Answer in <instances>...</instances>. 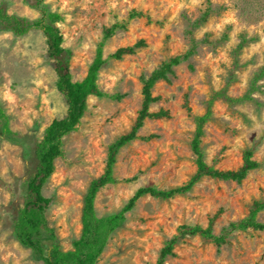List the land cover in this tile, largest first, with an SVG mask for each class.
Here are the masks:
<instances>
[{"label":"rangeland","instance_id":"rangeland-1","mask_svg":"<svg viewBox=\"0 0 264 264\" xmlns=\"http://www.w3.org/2000/svg\"><path fill=\"white\" fill-rule=\"evenodd\" d=\"M44 4L61 15L55 24L73 80L84 75L103 27L124 19L131 9L150 18L130 19L105 41L103 56L139 39L144 46L118 59L106 58L97 84L108 94L122 96H87L85 110L76 127L62 137L61 153L42 187L49 199L47 224L65 250L79 234L82 197L88 182L102 171L106 146L126 132L135 117L139 75L185 50L184 30L204 0H44ZM210 7L206 21L193 31L203 39L195 52L173 67L167 81L152 87L158 99L149 110L164 109L167 116L145 119L138 134L153 136L133 139L118 149L113 175L130 179L97 191L96 215L118 210L137 186L168 188L185 181L195 166L189 149L193 122L184 99L191 114H200L214 91L224 89L231 97L245 93L252 73L264 63V15L246 16L233 0H210ZM250 7L262 13L264 0ZM0 10L11 17L8 23L0 21V107L10 129L5 133L0 128V264H42L16 240L11 225L23 182L33 169V147L47 123L64 114L65 103L55 87L44 37L40 29L27 26L39 17L34 0H0ZM241 34L247 40L235 52ZM255 84L251 99L213 100L200 147L206 163L218 169L238 167L245 148L252 150L258 166L238 182L204 176L189 191L167 199L139 197L110 233L95 264H151L179 225H210L217 233L244 217L253 200H264V75ZM256 219L264 223V209ZM163 264H264V232L250 227L235 230L218 246L198 235L186 236Z\"/></svg>","mask_w":264,"mask_h":264},{"label":"trees","instance_id":"trees-1","mask_svg":"<svg viewBox=\"0 0 264 264\" xmlns=\"http://www.w3.org/2000/svg\"><path fill=\"white\" fill-rule=\"evenodd\" d=\"M233 2L246 16L264 15V12L260 13L259 9H251L250 7V5L262 3V0H233ZM34 6L39 12V17L27 26L40 29L44 37L46 52L55 74V87L62 95L65 112L62 116L54 117L47 123L33 147V169L23 182L21 203L12 219L11 229L16 240L29 248L32 255L39 259L42 264H95L97 257L106 245L110 233L122 224L126 218V213L133 208L139 197L148 195L167 199L176 194L189 191L204 176L238 182L249 170L258 166V162L252 158V150L245 148L242 150L241 163L238 167L234 169L215 168L204 160L200 141L204 124L211 116L213 100L216 97H223L229 102L251 99L250 93L256 89V81L264 75V63L252 73L245 93L231 97L225 93L224 89L214 91L205 100L204 110L200 114H191L186 98L184 99V107L193 122L189 149L194 156L195 166L193 172L185 181L168 188H158L152 184L140 185L132 191L118 210L102 216L96 215L94 211V199L101 187L119 180L128 181L130 179L127 177L117 179L113 175L118 149L133 139L147 140L153 136L151 134H138V130L145 119L167 116V111L164 109L149 110L151 103L158 99L157 96L152 94V87L159 80L167 81L173 74V67L187 60L195 52L198 44L202 42L203 39L196 38L193 31L204 23L210 14V0H204L203 8L196 17L188 20V27L184 30L187 44L185 50L161 60L148 74L139 75L140 102L135 117L128 130L117 136L106 146L102 171L88 182L82 197L79 234L72 240L70 248L61 249L56 242L53 229L47 224L45 210L49 199L42 193V187L53 172L55 158L61 153L62 137L76 127L85 110L87 96H108L112 98L122 96L117 93L108 94L101 90L97 84L98 71L106 58L118 59L124 54L133 53L137 48L144 46V41L139 39L130 45L119 46L103 56L105 41L117 30L124 29L130 19L144 16L149 21L150 18L142 11L131 9L124 19H116L103 27L100 39L95 46L92 59L86 67L84 75L78 80H73L69 71L68 59L62 46V35L55 24L61 19L60 13L49 11L44 4V0H34ZM10 18L0 10L1 22L8 23ZM13 21L16 22L14 18ZM246 40L245 35L241 34L234 51L239 50ZM0 128L3 132L10 133L7 116L1 107ZM262 209H264V200H253L244 217L228 222L217 233L212 231L210 225L181 224L176 228L175 233L163 241L155 260L151 264H163L167 256L173 255L175 244L186 236L198 235L218 246L224 242L225 237L230 232L235 230H245L250 227L264 232V223L256 219L257 213Z\"/></svg>","mask_w":264,"mask_h":264}]
</instances>
